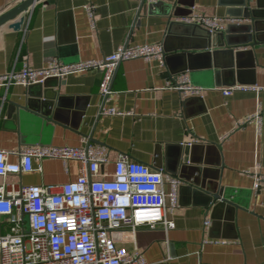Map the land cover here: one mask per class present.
I'll return each instance as SVG.
<instances>
[{
  "label": "crops",
  "instance_id": "obj_1",
  "mask_svg": "<svg viewBox=\"0 0 264 264\" xmlns=\"http://www.w3.org/2000/svg\"><path fill=\"white\" fill-rule=\"evenodd\" d=\"M20 1L0 0V14ZM179 1L151 6L145 0H40L25 14L21 31L1 26L0 74L19 70L25 63L42 68L54 59L63 63L102 59L125 44H162L166 58L163 64L142 58L119 64L113 81L116 93L106 105L121 115H101L98 70L65 79L51 77L41 88H33L32 95L24 85L1 87L0 148L82 146L88 139L107 147L108 172L122 153L153 170L166 171L182 151L183 162L174 174L184 187L171 214L176 227L143 226L125 245L143 254L149 264H264V186L253 189L254 178L245 172L264 173V0L259 17L237 20L252 29L229 35L236 44L225 43L219 49L207 48L202 28L184 24L181 18L192 12L229 17V0ZM189 8L192 12L186 14ZM177 10L185 14L175 16ZM237 21L229 24H240ZM231 48L243 51L239 61ZM184 67L188 70L182 72ZM181 73L190 74L193 84L203 88L200 94L183 97L168 87ZM242 84L260 89L223 94L225 87ZM27 105L30 109L24 110ZM259 105L260 130L256 123L240 126ZM45 112L54 123H44ZM10 161L17 163L18 155ZM159 161L162 168L157 167ZM35 164L42 170L10 175L8 181L53 185L80 175L77 160H70L67 168L60 159ZM192 181L224 188L235 204L234 212L214 215L205 206L210 193L188 190ZM207 218L210 226L204 224ZM8 231L7 217H1L0 235Z\"/></svg>",
  "mask_w": 264,
  "mask_h": 264
},
{
  "label": "built area",
  "instance_id": "obj_2",
  "mask_svg": "<svg viewBox=\"0 0 264 264\" xmlns=\"http://www.w3.org/2000/svg\"><path fill=\"white\" fill-rule=\"evenodd\" d=\"M150 4L165 0H145ZM93 19V11L89 10ZM242 20V19H241ZM230 17L204 16L192 12L181 18L183 23L202 26L212 33L223 32ZM240 23L239 21H237ZM142 58L158 59L162 64L166 52L162 44L120 45L102 59L63 63L52 60L42 68L27 63L19 70L0 74V88L44 83L51 77L65 79L68 75L88 70L102 72L99 86L102 98L101 115H121L115 107L107 106L116 93L113 81L122 61ZM168 87L183 97L198 95L202 87L194 85L190 74H179ZM255 85L225 87L224 95L235 91L258 92ZM261 105L239 125L256 123L261 127ZM82 146L34 145L17 150L0 148V218L7 217L9 231L0 235V264H149L140 252L130 250L126 240L137 231L158 224L174 229L171 214L179 205L181 180L162 169L153 170L148 164L135 161L127 154L118 155L112 172L108 149L86 139ZM19 161H10L11 156ZM60 159L66 168L70 160L80 163V175L63 184L22 185L8 181L10 175L42 170L37 161ZM253 189L264 186V173L252 174ZM207 218L205 225L210 226Z\"/></svg>",
  "mask_w": 264,
  "mask_h": 264
},
{
  "label": "water",
  "instance_id": "obj_3",
  "mask_svg": "<svg viewBox=\"0 0 264 264\" xmlns=\"http://www.w3.org/2000/svg\"><path fill=\"white\" fill-rule=\"evenodd\" d=\"M37 1L40 0H21L17 5H15L12 9L0 14V27L6 24H9V28L13 31H21L24 26H25V19H26V13L27 11L31 8V6H33ZM253 1L254 0H229L228 2V6H231V9L227 10V14L230 18H234L236 20H240L243 18L246 19H251V18H257L260 15L261 10H259L258 8H262V0H255V4H256V8L253 9L252 5H253ZM163 1H159V2H155L153 4H151V6L156 5L158 3H161ZM179 3L182 4V0L179 1ZM232 7H237V9H234ZM190 8H192V5L190 6ZM188 9L186 14L192 12V9ZM180 10H177L174 15L175 16H180V15H184L185 13L179 12ZM183 23V22H182ZM186 24V23H184ZM191 24V23H188ZM187 24V25H188ZM245 23H240V24H229L228 27H226L225 30H223V32H219V33H212L210 32L208 29L203 28L200 25L197 24H192V25H196L199 26L200 28H202V30L204 31V33L206 34L207 37V48H223V46L226 44L232 46V44H236V43H231L229 41V35H233L234 33H238V32H242V31H247L249 28L252 29V25H243ZM245 28V29H243ZM210 43V44H209ZM231 52H234V57H236V60L239 61L240 60V56L241 53L243 52L238 51L236 52L233 48L230 49ZM166 52V51H165ZM177 53V52H176ZM187 55V54H186ZM216 55V54H215ZM188 68L184 67L182 68V72L187 71ZM42 83H37V84H33L31 86H27L28 87V91H29V95H32V89L35 87L41 88ZM54 98H51V100H49V104L50 106L52 105V101ZM29 107L32 109L31 107V103H29ZM27 105L26 106H22V108L24 110H28L30 109ZM48 114L47 112H45V115L42 114L41 119L43 118L44 123H54L55 120L53 118H48ZM182 147V146H181ZM183 150V149H182ZM187 148L185 149V152L187 153ZM183 162V156H182V151L180 154V157L178 158V160L176 161L175 165L173 167H167L166 171L169 172L172 175H176L178 173V169L180 168L181 164ZM158 168H162L163 165L161 164V162L159 161V163L157 164ZM165 171V172H166ZM191 185H188V190L194 191L196 194H201L203 193V191H207L210 193L209 195V201L208 204H206V208L210 209L212 208L213 213H215L214 215H217V213L219 211H231L232 213L234 212V210L236 209L235 204L233 203V201L230 199L229 193L224 190V188H222L221 186L218 188V186H216L215 183H209V185L206 187L204 186L202 183H198V181H192V183L190 182ZM186 187V186H185ZM184 187L181 185L179 187V191L182 192V189ZM215 217V216H213Z\"/></svg>",
  "mask_w": 264,
  "mask_h": 264
}]
</instances>
